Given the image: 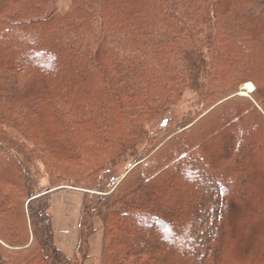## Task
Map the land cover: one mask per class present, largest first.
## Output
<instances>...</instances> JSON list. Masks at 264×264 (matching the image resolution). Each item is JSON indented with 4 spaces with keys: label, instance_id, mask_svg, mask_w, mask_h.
Segmentation results:
<instances>
[{
    "label": "trees",
    "instance_id": "16d2710c",
    "mask_svg": "<svg viewBox=\"0 0 264 264\" xmlns=\"http://www.w3.org/2000/svg\"><path fill=\"white\" fill-rule=\"evenodd\" d=\"M259 1L255 15L243 0H0V83L12 91V77L44 80L41 93L73 153L47 158L55 178L86 189L76 254L68 256L54 243L48 193L36 190L27 163L0 131V264H87L98 230V264H264ZM15 33L28 42L17 43ZM199 56L207 68L203 93L230 96L251 80L253 102L236 94L210 110H224L216 122L180 120L166 142L169 132L153 138L132 168L107 181L99 164L104 152L110 147L119 155L140 135L148 141L143 122L196 82ZM5 96L0 92V107L10 102ZM142 159L150 166L139 169ZM215 203L222 218L212 219ZM233 209H239L236 238L228 230ZM247 237L253 250L234 261L232 238Z\"/></svg>",
    "mask_w": 264,
    "mask_h": 264
},
{
    "label": "rangeland",
    "instance_id": "374dc122",
    "mask_svg": "<svg viewBox=\"0 0 264 264\" xmlns=\"http://www.w3.org/2000/svg\"><path fill=\"white\" fill-rule=\"evenodd\" d=\"M260 3L259 0H243L244 5L252 6L254 10L252 14L255 15L258 13L257 9ZM17 34L18 33H15V35ZM22 35H17L14 38L17 39V43L21 41H23V43L28 42L27 36ZM18 56L20 57V53H18ZM203 58L204 56H199L196 61L197 64H199V62L202 64L200 76L191 87L184 90L181 99L164 110L156 118H151L143 122L144 131L150 134L152 133L148 141L145 139L143 140V135H140L136 139H129L128 142H125L127 146L125 148L122 147V153L119 155L112 153L110 147H108V151L106 150V152H104L102 155L103 161L101 160L99 164L106 167V171H103L102 174L107 181L112 182L116 180L126 168H132L135 165L133 163L135 156L142 153L146 147L145 145L154 140L153 138L157 137L161 139L162 135L169 132L164 140V142H166L171 136L170 133L174 129L176 130V126L180 120L193 119L196 121L200 119L209 122L211 118L216 122L223 117L224 110H216L215 114L209 113L210 110L222 101L224 102L233 95L241 93V91L245 92V94L241 93V95H245L253 102L252 92L255 86L251 80L237 84L235 86L237 92L230 96L222 97L224 94L217 92L212 94L203 93L202 85L207 80L205 76L207 68L206 63H203ZM10 80L17 81L16 85L18 86L12 91L7 89L6 82L3 84L0 83L1 94L6 95V98L9 97L8 99L10 101L9 103L1 104L0 131L4 132L3 135L5 139H8L12 143L14 149L20 152V157L27 163V169L30 174L35 177V182L37 183L36 190L48 193L50 204L49 212L51 214L55 245L66 255L74 256L78 243L80 208L82 197L86 189L78 186L76 187L72 179H68L63 175L59 178H55L56 171L53 168V161H49V158H47V154L52 152L54 155L58 153L59 155H57V157L59 156L61 159L64 158V156H71L73 154L72 151H70L71 145L66 136L61 132L58 113L50 103L49 97H45L43 93H41V88L45 85L44 80L37 79L34 76L31 78L29 76H15ZM7 82L8 85H11V81ZM245 84L252 85V88L247 90L243 89L242 87ZM240 102L245 103L246 101L240 100ZM227 110L228 114H230L231 108ZM178 131L180 130H177V132ZM164 142L162 141L161 144ZM161 144L151 153L157 150ZM163 149L164 147L162 151ZM160 152L154 153L152 160L158 157L159 154H161ZM144 160H139L136 163L138 164L141 162L139 169H143V165L150 166L149 162L152 160L146 162ZM47 164H49L50 167H48ZM47 188L51 189L47 190ZM214 208L212 219L222 218L224 215L222 206L215 203ZM238 211L239 209L229 211L230 221H228V223H230V226L228 230L232 233L231 235L233 238H236L235 234L240 231ZM99 223L100 220L96 219L95 225L97 226ZM233 238L230 242V247L233 248V255H231V257L234 261L237 260L236 257H238L241 251L253 250V248H251V237L244 238L243 240H235ZM101 240V230L96 231L90 237L89 256L85 263L98 264Z\"/></svg>",
    "mask_w": 264,
    "mask_h": 264
},
{
    "label": "bare ground",
    "instance_id": "6f19581e",
    "mask_svg": "<svg viewBox=\"0 0 264 264\" xmlns=\"http://www.w3.org/2000/svg\"><path fill=\"white\" fill-rule=\"evenodd\" d=\"M252 85H250V84H245L242 88L243 89H251L252 87H251ZM241 93H244L245 94V92H243V91H241Z\"/></svg>",
    "mask_w": 264,
    "mask_h": 264
},
{
    "label": "water",
    "instance_id": "95a60500",
    "mask_svg": "<svg viewBox=\"0 0 264 264\" xmlns=\"http://www.w3.org/2000/svg\"><path fill=\"white\" fill-rule=\"evenodd\" d=\"M239 94H241V93H239Z\"/></svg>",
    "mask_w": 264,
    "mask_h": 264
}]
</instances>
